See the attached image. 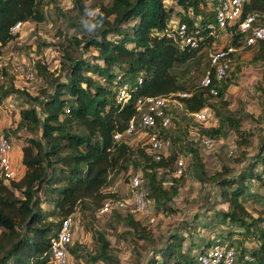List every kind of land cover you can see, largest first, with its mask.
I'll list each match as a JSON object with an SVG mask.
<instances>
[{
    "label": "trees",
    "instance_id": "16d2710c",
    "mask_svg": "<svg viewBox=\"0 0 264 264\" xmlns=\"http://www.w3.org/2000/svg\"><path fill=\"white\" fill-rule=\"evenodd\" d=\"M169 1L182 9L190 8L194 16L199 15L201 39L197 40L195 46L180 47L168 35L169 26L173 25L169 15L172 6H166L165 0H94L87 4L83 0H71L72 7L85 21V26H77L81 30L69 40L71 48L63 50L64 60H61L57 70H50L42 60L33 62L35 74L44 81L39 94L30 96L23 89L13 86L11 74L5 84L0 83V104L14 92L24 93L25 100L31 103L18 108L14 123L16 132L20 129L26 131L19 147L23 172L18 178L4 180L0 176V264H52L49 238L58 229L60 219L76 208L81 211L91 209L96 215L95 211L102 200L114 195L104 190L109 185L110 171L126 169L130 162L136 163L134 157L141 160L142 176L146 178L143 185L138 177L139 186L147 188L154 202L163 207L164 200L176 193L175 185L167 189L162 185L167 172L171 175L169 181H177L176 178L183 174L172 175L176 158L173 152L154 159L152 154L145 151V145L133 150L124 136L118 139L112 137L114 132H122L128 119L139 113L134 103L136 96L169 95L170 101L176 100L183 111L179 122L174 123L177 131L185 129L178 126L185 118H191L195 124L191 113L204 105L221 116L219 106L227 107L220 83L216 87V94L211 95L208 87L215 85L213 79L208 86L199 85L198 81L194 86H189L188 76L185 77L188 63L197 64V51L204 49L205 54V47L211 41L205 28L206 20L212 16L211 10L204 11L199 7L201 0ZM87 7L99 8L104 13L103 27L92 34L86 28L88 17L84 10ZM253 10L264 12V0H244L242 13ZM43 17L39 0H0V47L15 37L16 33H11L9 28L16 21L38 22ZM178 20L192 26L190 14L182 11ZM231 41L236 44V34L232 35ZM256 45L255 56L264 58V41H258ZM89 47L94 49L97 62L90 63L70 52L75 49L76 53L81 54ZM206 62L207 67L201 75L209 70L212 77L207 59ZM61 69L62 74L59 72ZM235 69L232 66L229 75ZM7 71V68L0 66L1 74L7 75ZM117 74L121 79L116 78ZM227 75L225 78H228ZM137 77L140 82L133 91L135 85L131 86L132 98L123 104L116 102L115 91L120 82H133ZM181 91H190V95L176 94ZM211 97L216 99L209 102ZM165 111L169 119L172 118L170 108H165ZM222 123L235 132L239 145L248 144L247 132L240 128L236 117L228 112L223 116ZM221 125L209 128L199 126L196 129L199 139L218 134ZM6 127L3 126L0 131L8 138L4 132ZM163 129L165 126L161 125L160 119L155 118L153 128L145 131L170 139ZM257 149L250 156V165L255 167L259 164V170L252 171L250 165L245 166L237 175H217L219 177L215 182L220 201L226 207L218 212L220 219L244 229V236L254 234L257 240L255 246L248 248H244L242 240H236L241 247L239 256L246 251L253 256V261L243 260L240 264H264V226L258 224V217H251L242 202L243 198H240L248 191L252 178L260 181L264 189V178L260 175L264 169V138L258 140ZM189 150L194 163L201 167L196 150L190 146ZM17 166L16 160L14 168ZM158 173L162 176L158 177ZM43 203L50 208H43ZM121 212L116 209L109 211L110 225L122 222L138 237L147 236L133 214ZM183 238V235L173 233L170 240L156 248L154 254L142 264H195L196 252L205 245L191 254V246L182 249ZM227 244L234 246L231 242ZM107 245V240L99 233L97 249L91 259L115 264L116 260L106 254ZM72 251L74 248L69 245L68 253Z\"/></svg>",
    "mask_w": 264,
    "mask_h": 264
},
{
    "label": "rangeland",
    "instance_id": "374dc122",
    "mask_svg": "<svg viewBox=\"0 0 264 264\" xmlns=\"http://www.w3.org/2000/svg\"><path fill=\"white\" fill-rule=\"evenodd\" d=\"M84 4L94 0H83ZM105 1V0H103ZM43 11V20L23 22L15 37L0 47V66L7 68V75L0 72V83L5 84L9 80L19 89H23L30 96L39 94V88L44 86V81L35 74L34 61L42 60L50 70H57L63 58V50L71 48L69 40L73 34L80 31V27L85 26V21L81 19L76 10L72 7L71 0H39ZM166 6H172L170 12V22L174 25L183 13L192 14L191 9H182L173 1L165 0ZM202 3V2H201ZM205 3L203 10L208 11L212 6ZM202 6V4H201ZM222 35L217 41V45L230 42L231 36ZM256 43L242 47L236 51V58L231 66H235L234 73L224 78L219 87L222 96L227 102L226 109L219 106V111L224 115L228 112L236 117L241 129L247 134L248 144L239 145L237 135L229 129L226 123H222L223 116L210 113L206 120L196 121L193 124L191 118L180 121L179 127H185L183 131L176 130L174 123L179 122L182 116V109L176 100H169L168 108L171 110V117L168 124L163 129L170 137V145L167 150L173 152L176 158L183 161V174L177 181L170 180V173L164 176L166 180L162 185L168 188L170 185L177 187L176 193L164 200L163 207L154 202L152 198L153 221H148L141 215H134L143 226L146 237H138L122 222L110 225V214L95 215L93 210L76 208L72 212L71 230L72 242L69 252L68 264H107L106 260L91 259V255L97 249L98 234H102L107 240V253L116 260L115 264H142L146 259L154 254V250L165 245L173 233L184 236L182 249L191 246V254L198 250L200 246H209L215 242L234 244L238 252L240 244L236 240H242L244 248L256 245L254 234L245 235L244 229L236 224L222 221L221 211L226 209L225 203L220 201L218 187L215 182L217 175H237L250 165V156L258 149V140L264 138V58L256 55ZM70 51L72 55H80L88 62H97L94 58L95 51L92 47L87 48L81 54ZM33 60V61H32ZM197 64L188 63L189 86H194L203 70L207 67L204 49L197 51ZM234 64V65H233ZM21 67L33 68V77L27 79L21 76L18 69ZM232 68V67H231ZM61 74L63 70L59 71ZM119 75V74H117ZM116 75V76H117ZM62 78V77H61ZM24 93H11L9 97L3 99L0 109L5 110L9 117V125L4 129L8 140L14 146L22 143L26 134L24 129H14L16 112L20 106L31 104L25 100ZM216 99L211 97L209 102ZM9 103L12 104L8 105ZM188 119V120H187ZM220 131L211 136L212 144L209 148L204 147L198 137L197 128L199 126L209 128L218 124ZM6 137V136H5ZM131 149L145 145L146 134L141 128H137L131 134L125 135ZM144 143V144H143ZM189 146L196 150L201 167L194 163ZM136 163H129L126 169L111 170L109 173V185L105 191H112L116 195H124L127 191V180L130 175L137 174L141 178V184L146 183V178L142 176L141 160L134 157ZM171 167V165H170ZM197 168V169H196ZM252 171L259 170L260 165L255 167L250 165ZM257 172V171H256ZM264 178V169L260 173ZM162 176L161 173L157 174ZM145 189V188H144ZM147 190V188L145 189ZM148 191V190H147ZM242 202L251 217H258V224L264 226V189L261 182L255 178L250 179L248 191L240 196ZM42 207L49 209L48 204ZM219 212V213H218ZM124 214V212H121ZM244 236L243 239H240ZM240 247V248H239ZM190 253V252H189ZM111 264V263H110Z\"/></svg>",
    "mask_w": 264,
    "mask_h": 264
},
{
    "label": "built area",
    "instance_id": "2783aa9c",
    "mask_svg": "<svg viewBox=\"0 0 264 264\" xmlns=\"http://www.w3.org/2000/svg\"><path fill=\"white\" fill-rule=\"evenodd\" d=\"M244 0H214L211 12L212 16L205 22V28L211 37L210 43L205 47V57L211 67L212 77L209 70H206L199 78L198 83L202 86H208L213 79L215 85L208 87L211 95L216 94L217 85L225 78L228 70L234 62L236 51L244 46L252 45L258 41H264V12L248 11L242 13ZM189 26L185 21L177 20L174 25H170L167 31L168 35L180 46H195L199 36V15L191 17ZM23 22L16 21L9 28L11 33H16ZM230 27V29H228ZM237 35L236 44L230 42L217 45V41L222 35ZM224 36V37H225ZM21 76L31 79L33 77V68L27 69L18 67ZM116 78L121 79L120 75ZM140 82L137 77L135 81L129 82L123 80L115 91L116 102L123 104L132 98L133 88ZM132 87L131 91V86ZM179 96H188L190 91L177 92ZM169 95H144L134 97L136 109L139 111L136 117H131L122 132H114L112 137L118 139L121 136L129 135L137 128L144 130L146 134L145 151L152 154L154 159H159L167 153L170 140L166 137L157 135V133H147L145 129L153 128L155 118L160 119L162 126L169 122V115L165 108L168 107ZM210 113V107L204 105L191 113L196 121L206 120ZM200 142L204 147L211 146V138L207 136L200 137ZM13 147L8 138L0 131V176L4 180L15 178L17 169L14 168L16 156L13 154ZM183 173V161L181 158H175L173 162L172 175L179 176ZM112 192V191H107ZM114 193V192H113ZM152 198L148 191L139 186L138 175H130L127 180V191L124 195H108L100 206L96 209V214L108 213L111 209L123 211L133 215H141L148 221H153L151 215ZM72 213L65 215L60 219L56 232L49 238V254L52 264H68V247L72 241L71 230ZM241 258V260H239ZM195 264H240L243 260L253 261V256L248 252H243L239 256L238 250L233 245L227 243L215 242L212 245L205 246L195 254Z\"/></svg>",
    "mask_w": 264,
    "mask_h": 264
},
{
    "label": "crops",
    "instance_id": "0c3cea01",
    "mask_svg": "<svg viewBox=\"0 0 264 264\" xmlns=\"http://www.w3.org/2000/svg\"><path fill=\"white\" fill-rule=\"evenodd\" d=\"M201 2L199 3V7L203 8V5H205V3L207 4V2H209L208 4H210V6H212L214 0H201ZM201 4H202V6H201ZM8 105L12 106L11 103H9ZM17 117H18V111L16 112V115L14 116L15 120L17 119ZM9 122H10L9 121V117H8L6 111L0 109V130H1V128L3 126H8ZM20 145H21V143H19L18 145L15 144L14 146L12 145V147H13L12 156H13V154H15L16 159H17V164H18V166L16 168L17 169V173H16V177L15 178L20 177V175L22 174L23 169H24V167L22 166V164H20V161H19V156H20L19 147H20Z\"/></svg>",
    "mask_w": 264,
    "mask_h": 264
},
{
    "label": "clouds",
    "instance_id": "9594fccd",
    "mask_svg": "<svg viewBox=\"0 0 264 264\" xmlns=\"http://www.w3.org/2000/svg\"><path fill=\"white\" fill-rule=\"evenodd\" d=\"M84 14L88 17L86 28L89 34L103 27L104 13L99 8L87 7L84 10Z\"/></svg>",
    "mask_w": 264,
    "mask_h": 264
}]
</instances>
